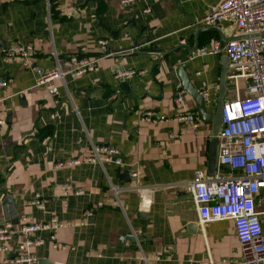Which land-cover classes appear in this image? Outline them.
Instances as JSON below:
<instances>
[{
    "label": "crops",
    "instance_id": "1",
    "mask_svg": "<svg viewBox=\"0 0 264 264\" xmlns=\"http://www.w3.org/2000/svg\"><path fill=\"white\" fill-rule=\"evenodd\" d=\"M222 1L0 0V81H10L0 88V226L7 197L20 219L68 224L35 234L43 240L29 249L37 264H235L249 257L232 221L201 225L190 187L196 171L217 172L219 106L244 96L247 85L229 79L226 55L206 50L235 35L230 20L199 24ZM100 40L108 41L104 53ZM13 44L31 49L32 67L3 57ZM83 56L98 58L97 69L57 80L58 95L38 85L58 61L68 70L67 60ZM185 79L209 91L203 117ZM183 110L197 114L198 128L177 120ZM147 112L165 120L146 122ZM92 143L119 147L123 165L57 167L87 155ZM35 194L45 210L31 205ZM258 211L264 229V200ZM0 264H11L6 254Z\"/></svg>",
    "mask_w": 264,
    "mask_h": 264
},
{
    "label": "built area",
    "instance_id": "2",
    "mask_svg": "<svg viewBox=\"0 0 264 264\" xmlns=\"http://www.w3.org/2000/svg\"><path fill=\"white\" fill-rule=\"evenodd\" d=\"M137 2L121 0L123 5ZM150 11L149 8L145 10L146 13ZM225 20L231 21L234 37L227 41H215L212 48L206 50L212 55L227 56L232 69L229 79L234 83L239 80L247 82L245 95L238 94L236 99L224 105L217 172L208 175L202 170L196 171L190 187L201 225L225 220L234 223L243 252L249 255L235 264H264V229L258 211V204L264 200V0H223L199 24L217 27ZM98 45L104 53L108 41L100 40ZM2 55L7 60L21 58L25 65L33 66L31 49L26 46L13 44L3 49ZM98 61V58L87 56L73 58L64 63L68 70H64L58 61L54 70L41 73L38 85L46 87L52 95H58L57 80H64L67 76L78 78L93 72ZM136 73L132 70L123 75L133 76ZM9 84V80L0 81V88ZM200 94L205 100L209 99L207 89ZM183 100L182 94H178L175 102L179 105ZM5 113L4 100L0 99V128L6 125ZM153 116V113L147 112L143 120L154 124L165 120L164 117ZM177 120L194 128L200 124L197 114L190 110L180 112ZM82 164L122 166V151L116 146L92 143L87 155L60 161L57 167L74 168ZM129 175L138 180L141 174L134 170ZM134 189L141 188L136 186ZM113 190L117 193L115 188ZM83 193V190L75 192L76 195ZM31 205L43 211L46 200L41 194H35ZM67 225L56 217L42 223L31 222L27 217L20 219L18 225L4 222L0 226V253L6 254L11 264H37L38 259L30 254L29 249L41 245L43 240L35 239V234L59 230Z\"/></svg>",
    "mask_w": 264,
    "mask_h": 264
},
{
    "label": "water",
    "instance_id": "3",
    "mask_svg": "<svg viewBox=\"0 0 264 264\" xmlns=\"http://www.w3.org/2000/svg\"><path fill=\"white\" fill-rule=\"evenodd\" d=\"M183 89L187 91L193 97V99L195 100L197 104V109L200 115L203 117L205 113L206 103H205L203 96L199 93V90L197 88L192 87L188 79L184 80ZM224 105L225 103L219 106L221 123H222V111H223ZM209 175H214V174H209ZM3 212H4V222H11L13 225L20 224V215L18 214L16 208L14 207V202L12 198L7 197L5 199Z\"/></svg>",
    "mask_w": 264,
    "mask_h": 264
}]
</instances>
